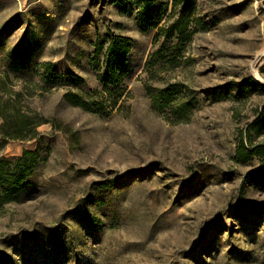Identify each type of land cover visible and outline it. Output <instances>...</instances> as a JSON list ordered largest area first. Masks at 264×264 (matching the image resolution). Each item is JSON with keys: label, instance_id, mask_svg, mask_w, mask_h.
<instances>
[{"label": "rangeland", "instance_id": "obj_1", "mask_svg": "<svg viewBox=\"0 0 264 264\" xmlns=\"http://www.w3.org/2000/svg\"><path fill=\"white\" fill-rule=\"evenodd\" d=\"M172 2L145 21L132 0H0V105L41 123L0 151L24 177L0 264H264V160L236 154L264 146V0H193L186 32L155 39ZM114 37L122 93L102 85ZM156 50L174 64L145 70Z\"/></svg>", "mask_w": 264, "mask_h": 264}, {"label": "trees", "instance_id": "obj_2", "mask_svg": "<svg viewBox=\"0 0 264 264\" xmlns=\"http://www.w3.org/2000/svg\"><path fill=\"white\" fill-rule=\"evenodd\" d=\"M121 3H125V0H116ZM134 5H137L141 8V16L143 20L146 21V11L153 5L154 0H132ZM193 0H173L172 7L173 10L178 8L180 18L171 24L168 28H165L164 25L159 26L157 28V34L155 39L158 37H164L165 39H170L175 35H182L187 30L188 20L186 13L192 8ZM156 26V25H155ZM103 43L97 45L96 53L98 54L101 49H103ZM130 51V46L128 44V40L124 38L114 37L109 40L108 44L105 47V77L102 81V85L104 87H114L113 90L116 92L122 93L123 89L119 88V86L123 85V80L125 76V63L127 55ZM166 61L165 57L162 56V51L156 50L151 52L148 55L147 61L145 63V70L150 69L156 64L159 63V68L165 66L164 62ZM175 59L168 60L165 64H174ZM162 62V63H160ZM256 83L255 81L253 82ZM112 90V91H113ZM107 91V90H106ZM240 92H244V88L239 89ZM18 95V94H17ZM169 95V94H168ZM119 95L117 96V98ZM116 98V99H117ZM69 99L74 104H81L79 98L75 95H69ZM74 99H78L74 101ZM115 99L113 100L112 105H115ZM83 107H86L85 104H81ZM0 118L2 120L0 124V151L4 146V142L7 139H31L36 134V128L41 124L40 121L36 120L35 117L28 116L26 114L20 113L17 106L4 104L0 105ZM260 124L258 122L254 123L251 127L257 128ZM247 142L251 144V139L248 138ZM252 148H248L246 146V141H240L238 144L236 154L239 159L243 162L249 161L253 158H257L258 160H264V146H251ZM34 151H24L21 156L15 157V168L10 169V171L21 169L20 165L26 164L27 162L31 163L34 158ZM21 163V164H20ZM9 165V160L2 157L0 158V205L3 202H6L7 199L13 196L17 191L12 189L11 186L19 185L21 180L24 178L23 173L17 175L15 171L7 173L4 170L5 166ZM24 166V165H23ZM251 180H256L258 182L264 183V172H252L249 174Z\"/></svg>", "mask_w": 264, "mask_h": 264}]
</instances>
